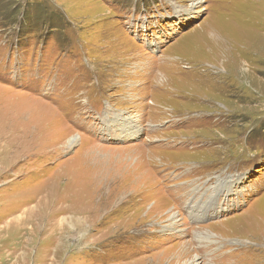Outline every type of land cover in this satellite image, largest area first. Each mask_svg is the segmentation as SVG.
<instances>
[{
  "label": "rangeland",
  "instance_id": "obj_1",
  "mask_svg": "<svg viewBox=\"0 0 264 264\" xmlns=\"http://www.w3.org/2000/svg\"><path fill=\"white\" fill-rule=\"evenodd\" d=\"M0 140V264H140L195 227L196 264H264V0H0ZM200 184L163 233L153 202Z\"/></svg>",
  "mask_w": 264,
  "mask_h": 264
},
{
  "label": "bare ground",
  "instance_id": "obj_2",
  "mask_svg": "<svg viewBox=\"0 0 264 264\" xmlns=\"http://www.w3.org/2000/svg\"><path fill=\"white\" fill-rule=\"evenodd\" d=\"M162 77V74H160L159 76H156V79L158 80V78ZM155 79V78H154ZM157 80H155V82H157ZM229 80V79H228ZM161 92L166 93V89H165V85L164 83H162L159 87H157ZM154 109V106H153ZM87 110V109H86ZM163 114V113H161ZM113 118V125L115 126V128L119 129L122 132H125L126 134H124V136H132L134 134H136V132L138 131V127H137V121L139 120L137 117L130 115H126V116H122L121 114H113L112 116ZM18 133V132H17ZM26 134V133H25ZM123 134V133H122ZM21 136V135H20ZM25 136V135H24ZM46 136V135H45ZM22 137V136H21ZM28 137V136H27ZM33 137V136H32ZM43 138H45L43 136ZM23 139V138H22ZM26 139V138H25ZM49 139V138H48ZM47 139V140H48ZM78 140L77 137L73 136L71 138H69V140L67 141V148L73 146L76 141ZM1 141V140H0ZM24 141V140H23ZM44 141V140H42ZM41 141V143H42ZM6 142V141H5ZM51 142V141H50ZM186 143V142H185ZM188 143V142H187ZM50 145V144H49ZM12 143L10 144H6V151H9L10 149H12ZM29 146V145H28ZM48 147V146H47ZM1 148V147H0ZM10 148V149H9ZM2 150V148H1ZM42 151V150H41ZM11 153V152H10ZM39 154V153H38ZM2 155V154H0ZM40 155V154H39ZM47 155V154H46ZM3 156V155H2ZM1 156V157H2ZM0 157V158H1ZM39 157V156H38ZM43 157V156H42ZM6 158V157H4ZM11 159V157H9ZM14 158V157H13ZM3 159V158H2ZM9 159V160H10ZM7 160V159H6ZM18 160V159H17ZM20 160V159H19ZM1 161V160H0ZM3 162H6L4 160H2ZM15 161V160H14ZM12 161V163L14 162ZM83 161V159H82ZM89 161V160H88ZM7 162H11L7 161ZM16 163V162H15ZM79 163V162H78ZM84 165V164H83ZM7 166V164H6ZM5 166V167H6ZM4 167V168H5ZM9 167V166H7ZM77 169V168H75ZM5 170V169H4ZM139 170V169H138ZM134 173V172H132ZM172 174V172H171ZM83 175V174H82ZM181 175H183L185 178L189 175H186V173H182ZM131 183V182H130ZM132 184V183H131ZM187 186H184V191L181 193H176V195H180L179 196V200H177V204L174 203V207H172V205L166 200L165 197L162 196L161 200H156L155 202H153V206L151 207L152 212L155 216H157L158 218L160 217L161 219L165 220L166 225L164 227H162V232L163 233H170L173 235H181L182 231L184 230L183 228H179V225H181L180 220L184 219V217L188 220L191 221H196L199 220L201 218H204L205 216V210L207 209V205L209 202H211L213 200V195H215L217 188L213 185V186H209L207 187V189L205 191L208 190L209 194L206 197L209 201L206 202H202L201 197H204V194L201 193L203 190V185L200 184V186L197 188H193L192 185H189V189L187 190ZM197 186V185H196ZM192 187V188H190ZM133 188V187H132ZM195 191V193H192L189 195V192ZM53 191V190H52ZM50 194V193H49ZM210 195V197H209ZM47 198V197H46ZM130 198V196H129ZM51 200V199H50ZM63 200V199H62ZM172 200V198H171ZM59 201V198L58 200ZM173 201V200H172ZM46 202V201H45ZM49 203V201H48ZM44 203L45 206L49 205V204ZM53 204V203H52ZM43 205V201L38 203L37 206L33 207L32 210H34V212H30L27 211L25 213V216L29 219L30 217H32L33 213H35V210H40L41 208L44 207ZM65 205V203L63 204ZM69 205V204H68ZM85 205L84 203L81 204V207L79 210H74L72 209L73 207H67L68 209V216H70L71 220H76L79 221L78 224L79 226H81V221L80 220H86L87 217H89V215H92L93 212L96 214V212L100 209L101 205H98V207L96 209H91L89 206H82ZM165 205V209L163 208ZM180 205H183V212L180 209ZM65 207V206H64ZM169 207V208H168ZM51 208V207H50ZM179 208V209H178ZM45 209V208H44ZM73 210V211H72ZM96 210V211H95ZM46 211V210H45ZM101 211V210H100ZM60 213V212H59ZM107 213V212H106ZM44 214V212H43ZM36 215V214H35ZM45 215V214H44ZM142 215V214H141ZM41 216H43L41 214ZM40 215L38 216V218L41 217ZM153 217V216H152ZM74 218V219H73ZM108 218V217H107ZM27 219V220H28ZM44 219V218H43ZM69 219V220H70ZM104 219V218H103ZM21 220V219H20ZM24 220V219H23ZM42 221V220H41ZM90 221V220H89ZM88 221V222H89ZM23 222V221H22ZM65 222V220H64ZM84 223V222H83ZM90 223V222H89ZM66 224V223H65ZM69 224V223H68ZM71 224V223H70ZM62 225V224H61ZM60 225V226H61ZM87 225V224H86ZM60 226L56 227L57 231L59 230ZM64 226V225H63ZM68 226V225H67ZM23 228V227H22ZM86 228V227H85ZM81 229V227H80ZM79 229V230H80ZM18 230V229H17ZM211 228H209L208 230H203L201 227H195L191 229V240L190 241H186L184 243L175 245L174 247H172L171 249L165 252H167L165 255L167 254H172L174 257H172V259L170 261H167L166 264H196L197 263V258L198 256V249L195 247V239H199V240H210L209 243L212 242H216V240H214V238H216L217 236L213 235L212 232H210ZM61 232V231H60ZM25 233V232H24ZM18 237V236H17ZM23 242V241H22ZM13 248V247H12ZM17 249V248H16ZM16 251V250H15ZM165 255L162 256L159 259L156 257L153 258H147V259H142L139 260L140 264H162L164 259H165ZM158 259V260H157ZM150 260H152L150 262Z\"/></svg>",
  "mask_w": 264,
  "mask_h": 264
}]
</instances>
